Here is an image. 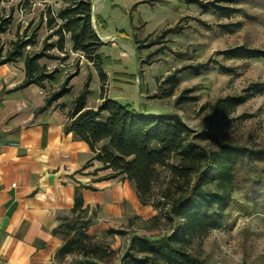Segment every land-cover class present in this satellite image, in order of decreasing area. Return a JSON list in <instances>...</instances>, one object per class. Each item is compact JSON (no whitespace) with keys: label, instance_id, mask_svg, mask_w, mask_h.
Wrapping results in <instances>:
<instances>
[{"label":"rangeland","instance_id":"rangeland-1","mask_svg":"<svg viewBox=\"0 0 264 264\" xmlns=\"http://www.w3.org/2000/svg\"><path fill=\"white\" fill-rule=\"evenodd\" d=\"M91 1L92 26L102 42L98 52L102 57L103 76L77 52L65 56L52 50L48 55L58 57V60L41 59L48 71L59 69L63 75L76 69L78 72L83 70L72 79L70 92L63 96L62 107L67 106L68 110L71 100L83 90L87 80V104L91 106L98 105L96 99L99 96H110L120 104L131 105L138 112L150 115L173 113L197 133L213 129L220 119L214 109L216 101L243 95L250 84L264 82V58L228 59L220 55L221 51L240 45L264 50V0L220 4L237 10L230 17L221 12H204L197 5H186L181 0ZM62 6L61 0L0 2V14L12 12L10 30L0 36V42L6 49L18 29L22 33L27 28V34H30L39 25L38 42L27 47L29 52H38L49 33L44 23L47 10L56 14ZM175 25L182 27L180 34H167L160 44L137 50L135 38L147 39L142 45H148L163 30ZM153 52L155 54L148 57ZM200 64H206V69L199 75L190 69L180 72L172 94H168L169 84L163 83L168 76L184 66ZM219 65L233 71L223 73ZM184 91V95L194 97V100L177 102ZM221 121L225 123L227 140L250 148L264 147V94L248 97ZM168 180L167 169H161L151 197L141 203L138 215L128 213L98 219L97 211H88L81 217L69 214L61 223L62 231H69L71 226L77 229L85 226L89 242L97 245L101 254L82 250L59 259V264H129L127 253L134 251L131 242L134 236L156 237L170 233L173 223L165 217L170 203L165 197L170 186ZM230 211L224 225L196 239L189 248L190 252L209 264H257L264 261V183L240 184L231 194ZM155 215L158 217L154 219ZM110 229L118 232L109 233ZM223 247L229 254L223 252Z\"/></svg>","mask_w":264,"mask_h":264},{"label":"trees","instance_id":"trees-1","mask_svg":"<svg viewBox=\"0 0 264 264\" xmlns=\"http://www.w3.org/2000/svg\"><path fill=\"white\" fill-rule=\"evenodd\" d=\"M4 1L6 0H0ZM61 1L63 6L56 14L48 9L44 16L49 33L42 40L38 52H29L27 47L38 42L39 25L30 34H27V28L22 33L18 29L6 49L5 44L0 42V66L23 63L24 79L15 90L31 84L43 87L45 82L57 86L47 95L44 105L37 112L46 110L67 95L72 88L70 80L78 75V69L69 75H63L61 70L48 71L45 64L39 63L43 58L58 59L48 55V52L56 50L64 53L66 36L72 42V51L80 53L103 76L102 57L98 52L102 42L92 26V1ZM181 1L186 5L195 4L204 12H221L230 17L237 10L220 4L230 5L239 0L205 3L200 0ZM11 23V11L0 14V35L9 32ZM181 32L182 27L175 25L163 30L148 45H142L147 39L140 41L135 38L134 43L139 51L144 46L160 44L167 34ZM54 37L56 40L50 41ZM154 54L155 52L148 57ZM220 55L228 59H260L264 58V50L240 45L221 51ZM187 69L199 75L206 69V64L184 66L174 71L163 81L164 84H169L168 94H172L178 82L177 75ZM219 69L223 73L233 71L222 65H219ZM185 92L180 94L177 102L194 100V97L184 95ZM88 94L89 85L86 80L83 90L71 102L67 113L69 121L64 131L72 132L76 139L88 144L94 154L92 160L100 161L102 169L113 171L108 178L124 175L143 204L151 197L153 184L160 170L166 168L169 174L170 186L165 191V197L170 203L165 217L173 223L171 232L156 237L134 236L131 240L134 251L127 253L129 264H209L190 252L191 244L204 234L224 225L231 214V194L240 184L252 186L264 183V147L250 148L227 140L224 133L225 123L221 119H225L248 97L264 94V82L250 84L243 95L227 96L216 101L214 109L220 114V119L216 121L213 129L208 128L197 133L173 113L145 114L136 111L129 104H120L103 97L96 109L88 108ZM242 181L244 182L241 183ZM87 213L82 195L79 189H75L71 214L81 217ZM157 217L155 215L154 219ZM84 228L85 226L79 229L69 227L73 236H70L69 231L63 232L65 243L58 251V259L82 250L95 255L101 254V249L89 242ZM108 232L118 231L110 229ZM257 264H264V261Z\"/></svg>","mask_w":264,"mask_h":264},{"label":"crops","instance_id":"crops-1","mask_svg":"<svg viewBox=\"0 0 264 264\" xmlns=\"http://www.w3.org/2000/svg\"><path fill=\"white\" fill-rule=\"evenodd\" d=\"M69 52L66 36L60 54ZM23 79L22 62L0 66V264H59L61 223L71 214L75 189L98 219L138 215L141 201L124 175L108 178L113 171L92 160L88 144L64 131L69 119L63 97L37 112L57 86L15 90ZM103 98L96 106L86 98V107L96 109Z\"/></svg>","mask_w":264,"mask_h":264},{"label":"built area","instance_id":"built-area-1","mask_svg":"<svg viewBox=\"0 0 264 264\" xmlns=\"http://www.w3.org/2000/svg\"><path fill=\"white\" fill-rule=\"evenodd\" d=\"M223 252H225V253L229 254V251H228V249H226L225 247H223Z\"/></svg>","mask_w":264,"mask_h":264}]
</instances>
